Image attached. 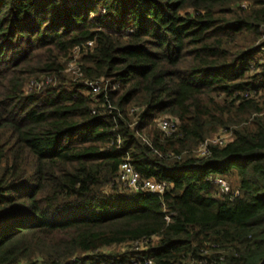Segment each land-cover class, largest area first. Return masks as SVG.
I'll return each mask as SVG.
<instances>
[{
	"label": "trees",
	"instance_id": "obj_1",
	"mask_svg": "<svg viewBox=\"0 0 264 264\" xmlns=\"http://www.w3.org/2000/svg\"><path fill=\"white\" fill-rule=\"evenodd\" d=\"M262 49L264 0H0V264H264Z\"/></svg>",
	"mask_w": 264,
	"mask_h": 264
},
{
	"label": "rangeland",
	"instance_id": "obj_2",
	"mask_svg": "<svg viewBox=\"0 0 264 264\" xmlns=\"http://www.w3.org/2000/svg\"><path fill=\"white\" fill-rule=\"evenodd\" d=\"M242 5L246 6V3L244 2V3H242ZM78 60H79V55H77L76 53H72L70 55V57L67 60H65V63H64L65 71L63 73L65 78H67L71 81L75 80V79H79L80 75L78 74V71H77ZM58 83L59 82L55 79L53 81L48 79V80H46L44 85H42V83H40L38 90H39V88H42L43 86L57 85ZM30 86H31V84L28 86L26 91L30 90ZM258 97H261V96L259 95ZM230 139H231L230 133L226 132L224 129H220L216 133H214L210 138H208L207 143L221 145L222 143H224ZM203 151H204V146H200L196 149L195 153H196V155H201ZM222 182L224 183V185ZM221 183H222V185L220 187V192L226 193L228 191V183H226L225 181H221L220 184ZM126 190L129 191L132 189L127 187ZM140 246H142V245H137V246H134L133 248L127 247L126 249H116V250L114 248H110L107 250V252H108V254L109 253L123 254L125 252H134L138 248H140Z\"/></svg>",
	"mask_w": 264,
	"mask_h": 264
},
{
	"label": "built area",
	"instance_id": "obj_3",
	"mask_svg": "<svg viewBox=\"0 0 264 264\" xmlns=\"http://www.w3.org/2000/svg\"><path fill=\"white\" fill-rule=\"evenodd\" d=\"M264 53V49H262ZM96 89L94 88V91ZM160 127L163 131L167 132L168 129L170 128V122L167 120H163L160 123ZM118 179L122 183H124L125 186L132 190H136L138 186H141V188L148 190L150 192H155V193H161L164 188V184H160L158 182H155L151 179L144 180L142 183L139 182L137 174L133 171L132 167L127 163L124 162L120 167H119V172H118ZM219 183L221 181H218ZM223 183V182H222ZM221 183V185H222ZM224 185V183H223ZM227 189V188H226Z\"/></svg>",
	"mask_w": 264,
	"mask_h": 264
}]
</instances>
